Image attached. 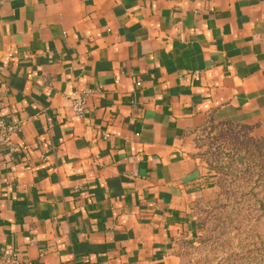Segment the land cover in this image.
Wrapping results in <instances>:
<instances>
[{"label":"crops","instance_id":"0c3cea01","mask_svg":"<svg viewBox=\"0 0 264 264\" xmlns=\"http://www.w3.org/2000/svg\"><path fill=\"white\" fill-rule=\"evenodd\" d=\"M0 114V255L183 264L218 192L196 132L264 138V0H0Z\"/></svg>","mask_w":264,"mask_h":264},{"label":"rangeland","instance_id":"374dc122","mask_svg":"<svg viewBox=\"0 0 264 264\" xmlns=\"http://www.w3.org/2000/svg\"><path fill=\"white\" fill-rule=\"evenodd\" d=\"M211 128L208 124L194 136L195 156L208 170L203 154L210 147ZM214 175L218 192L197 197L192 207L200 230L180 247L183 264H264V215L253 210L217 208L225 197L217 184L218 175Z\"/></svg>","mask_w":264,"mask_h":264},{"label":"trees","instance_id":"16d2710c","mask_svg":"<svg viewBox=\"0 0 264 264\" xmlns=\"http://www.w3.org/2000/svg\"><path fill=\"white\" fill-rule=\"evenodd\" d=\"M208 124L212 126L209 136L211 142L209 150L203 155L208 168L218 175L217 184L225 197L216 205L217 208L247 212L253 210L262 217L264 138L255 137L254 128L249 125L230 121L215 123L213 120Z\"/></svg>","mask_w":264,"mask_h":264},{"label":"built area","instance_id":"2783aa9c","mask_svg":"<svg viewBox=\"0 0 264 264\" xmlns=\"http://www.w3.org/2000/svg\"><path fill=\"white\" fill-rule=\"evenodd\" d=\"M140 87L141 83L138 82ZM72 110L75 115L82 118L87 115L88 109L86 106V95H78L72 102ZM22 133V124L11 122L6 117L0 114V147L8 151H14L16 146L12 141V137ZM28 147H24L27 150ZM0 264H19L17 253L12 248H6L0 255Z\"/></svg>","mask_w":264,"mask_h":264}]
</instances>
